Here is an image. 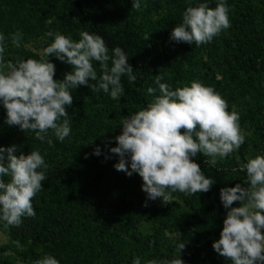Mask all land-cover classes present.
<instances>
[{
	"label": "clouds",
	"instance_id": "9594fccd",
	"mask_svg": "<svg viewBox=\"0 0 264 264\" xmlns=\"http://www.w3.org/2000/svg\"><path fill=\"white\" fill-rule=\"evenodd\" d=\"M132 8L139 11L141 0H132ZM228 13L226 0H218L215 8L206 3L189 6L170 38L197 47L209 43L231 26ZM22 35L19 31L11 35L15 47H20ZM45 36L54 39L43 49L44 56H55L72 70L57 80L55 64L49 59L5 61V36L0 33V102L9 126H18L25 133L31 131L34 139L54 146L49 132L60 142L71 134L67 107L73 103V89L87 86L94 94L102 90L118 100L125 91L122 77L127 76L130 84L137 77L125 50L116 46L110 55L99 34L83 31L78 41L59 32L49 31ZM94 61L99 64V75ZM162 80L156 75L154 83L159 94L157 88L148 87L147 93L153 99L146 107L124 116L122 130L115 136L116 145L109 149L119 157L114 165L117 171L142 178L145 207L148 200L158 198L163 204L171 203L172 193L176 192H209L216 181L207 177L192 157L202 154L208 158L205 163L215 166L245 141L239 113L234 109L229 112L227 101L214 89L192 81L173 90ZM16 152V145L0 146V221L18 227L22 218L35 216L32 200L42 190L49 166L39 151L27 155ZM100 152L99 147L94 149L95 155ZM239 170L246 173L243 185L220 189V200L227 211L220 237L213 241L212 248L230 264H264V155L248 158ZM237 201L239 206L234 207ZM185 246L186 241L179 243V255L171 260L153 259L147 264H185L180 258ZM35 264L59 261L45 256ZM133 264H141L140 258L135 257Z\"/></svg>",
	"mask_w": 264,
	"mask_h": 264
},
{
	"label": "rangeland",
	"instance_id": "374dc122",
	"mask_svg": "<svg viewBox=\"0 0 264 264\" xmlns=\"http://www.w3.org/2000/svg\"><path fill=\"white\" fill-rule=\"evenodd\" d=\"M17 1L20 2L21 7L6 14L3 23L0 24V33L5 36L3 54L5 61L15 62L20 60L18 57L20 52H30L37 60L49 59L54 63L56 69L54 78L62 80L61 76L71 71V66L59 61L55 56H44L43 49L54 39V37H46L45 33L59 32L78 41L80 30L54 22L55 14L43 18L42 26H38L34 22L37 17L42 16L41 13H30L33 7L29 0ZM226 3L229 6L231 26L214 37L211 42L196 47L190 60L182 65L180 71L172 67L173 59L179 55L167 51V48L165 55L156 60L150 79L144 77L140 66H133V69L134 74L139 75L140 85L149 101L153 97L147 93L148 87L157 88L159 94L158 86L154 83L156 75L162 76V82L167 83L173 90L197 81L211 87L224 98L228 103V111L234 109L239 113V123L245 134V141L236 152L223 160H218L217 163L224 166L234 164L239 167L248 158L264 155V96H261L259 91V87L264 84V76L252 67L254 62L257 64L260 61V49L264 46V10L262 11L254 0H226ZM236 4L242 9L237 11ZM95 6L108 10L105 0H100ZM24 12H29L30 16L23 15ZM245 12L249 15L247 21L245 20L244 30L241 31L237 20L240 14H246ZM167 13L168 9L165 7L160 13L152 15V19ZM113 18L116 19V16ZM13 21L19 23V32L23 34L20 47H15L11 40V35L17 32L12 29L14 25H10ZM247 42L251 43L250 49L245 50L242 55L238 51L240 49L238 46ZM242 60H245V64L249 66L242 65ZM72 92L81 93L82 98L92 102V110L97 108L103 113L102 119L89 122V140L94 144H100L103 151L99 156L92 154L87 157V161H93L94 168L105 167L108 171L97 177V172L90 169H70L72 156L69 152L74 143L72 133L60 142L49 132L54 143V146H49L46 141L42 143L34 139L33 132L25 133L19 129L7 147L16 145L17 155L39 151L49 166L45 170L46 179L42 182L46 188L43 187L32 202L37 200L39 202L40 197L43 194L46 196L50 188L54 187L61 189L63 199L58 204L51 199L46 200L48 203L45 205L46 208L34 209L35 216L22 218L20 226L0 229V246H7L5 251L0 253V257H10L16 264H35L45 256L55 257L59 264H133L135 257L140 258L141 264H147L153 259L162 261L175 258L179 253L173 248L177 231L172 225L163 227V237L156 245L150 239L159 224H169L172 210L178 208V205L183 206L181 197L172 193L173 201L168 204H163L159 198L155 201L148 200L146 209L151 213H146L141 204L147 200L146 193L142 191V183L137 181L139 175L133 173L130 182L127 183L132 187L133 198L130 201V208L123 216L124 227H117L111 223L108 211L119 206L123 193L115 191L121 182L117 172L113 171L119 157L110 153L109 149L116 145L115 136L122 130L120 124L122 120L117 122L107 118L109 116L103 112L104 107L94 98H90L82 86L73 89ZM118 104L121 107V104ZM0 105H2V113H0L2 122L6 121L7 114L2 102ZM30 142L33 144L30 145ZM45 148L49 149L43 152ZM200 155L203 156L197 154ZM242 176L243 185L246 173L243 172ZM233 206H239V202H234ZM222 216L225 218L226 212ZM34 220H38L40 224L43 221L50 223L47 239L22 256L18 251L28 248L30 240L15 241L13 232L28 234L30 224ZM180 258L185 264H189L182 254ZM215 258L214 264H230L217 253ZM206 264L213 263L209 259Z\"/></svg>",
	"mask_w": 264,
	"mask_h": 264
},
{
	"label": "trees",
	"instance_id": "16d2710c",
	"mask_svg": "<svg viewBox=\"0 0 264 264\" xmlns=\"http://www.w3.org/2000/svg\"><path fill=\"white\" fill-rule=\"evenodd\" d=\"M32 5V12H39L42 16L36 18L34 22L38 26H42L43 18L51 17L55 14L54 22L65 24L70 28L80 30V33L87 31L90 34H99L103 36L105 43L109 47V53L112 48L119 46L125 50L128 56V63L133 66H140V71L147 79H150L155 62L158 58L165 55V48L173 54L179 55L173 59L172 67L180 71L182 65L186 64L193 55L196 45H189L184 42H176L170 38L172 29L182 23V13L189 6H198L200 3H206L209 7L215 8L218 0H141L140 10L132 8V0H105L108 10L103 7H96L95 4L100 0H29ZM257 5L264 10V0H254ZM21 7L17 0H0V24L3 23L5 15L12 13L15 9ZM168 9V13L161 17L152 19V15L160 13L164 8ZM237 11L242 8L236 4ZM243 11V10H242ZM29 12H24L23 15L30 16ZM246 14H240L238 18V27L244 30ZM22 15V16H23ZM264 15V11H263ZM116 16V19L113 17ZM26 17V16H24ZM247 21V20H246ZM251 21V20H249ZM19 23L13 21L12 29L19 31ZM81 37L79 36V39ZM147 38V39H146ZM251 43H243L239 45L238 51L244 55L245 50L250 49ZM260 61L252 65L256 71H259L264 76V46L261 47ZM18 56L20 60L35 59L34 55L30 52H20ZM56 58V57H55ZM57 59V58H56ZM37 60V59H36ZM246 61L242 60V65ZM94 67L100 74V67L98 62H93ZM249 66V65H247ZM245 68V67H244ZM65 75V74H64ZM62 75V79L64 78ZM137 79L133 83H129L127 76L122 77V84L125 89L123 97L118 100H113L109 94L104 93L102 90L99 93H93L87 86H82L90 98H94L104 107L107 118L120 122L124 116L131 115L137 110L146 107L150 101L146 99L144 90L140 85L141 81L139 75L135 74ZM96 83V81H90ZM261 96H264V84L259 87ZM73 103L67 107L68 120L71 125V133L73 134L74 143L69 154L72 160L69 164L71 170H93L97 172V177H101L108 170L105 167L94 168L92 162H88L87 157L94 154V149L99 147L103 151L100 144H94L89 140L90 137V121L100 120L103 113L97 108L92 110V102L82 98L81 93H73ZM121 104V107L119 104ZM264 103V102H263ZM2 105H0V113ZM18 126H9L6 121H0V146L7 148L9 141L12 140L14 135L18 133ZM33 142H30L32 145ZM45 148L43 152L48 151ZM201 169L205 172L206 176L216 181L212 188L207 193H197L194 195H185L179 192L178 194L183 202L178 205V208L172 210L171 220L169 224H159L151 241L154 245L157 244L160 238L163 237V227L165 225H172L173 229L177 231V237L173 242V248L177 251V245L186 241V246L181 250V254L189 264H206L210 261L214 264L216 262V252L212 248L213 241L219 239L220 232L223 227V220L225 219L222 214L227 210L220 200V189L222 187H232L237 183L242 184V173L236 165L224 166L217 163L215 166L205 163L206 159L203 156L193 157ZM117 172L121 182L115 189L116 192H121V203L117 208L108 211L110 222L117 225V227H124L123 216L130 208V201L132 200V187L129 186L130 177L122 171ZM73 173V172H71ZM7 182L9 177H3ZM139 183H143L142 178H137ZM46 185L43 183V187ZM42 187V188H43ZM46 196L44 194L40 197L39 202H32L34 209L46 208L48 204L46 200L51 199L53 202L61 203L63 199V192L58 187L50 188ZM45 191V190H43ZM53 196V199H52ZM146 213H151L149 209L144 206L145 202L141 203ZM147 204L149 202L147 201ZM50 226L49 222L43 221L41 224L38 220H34L30 224V231L28 234H17L13 232L15 241L30 240L29 246L19 252L24 256L27 251L32 249L47 238V230ZM13 226H5L3 221H0V229L11 228ZM126 227V226H125ZM12 230H14L12 228ZM7 246H0V253L5 251ZM178 252V251H177ZM0 264H16L10 257H0Z\"/></svg>",
	"mask_w": 264,
	"mask_h": 264
}]
</instances>
